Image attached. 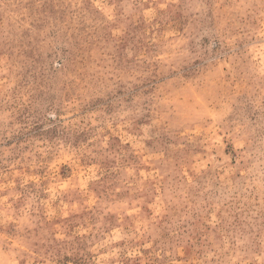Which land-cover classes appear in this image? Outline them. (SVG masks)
<instances>
[{"label":"rangeland","instance_id":"obj_1","mask_svg":"<svg viewBox=\"0 0 264 264\" xmlns=\"http://www.w3.org/2000/svg\"><path fill=\"white\" fill-rule=\"evenodd\" d=\"M0 264H264V0H0Z\"/></svg>","mask_w":264,"mask_h":264}]
</instances>
